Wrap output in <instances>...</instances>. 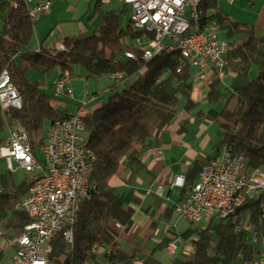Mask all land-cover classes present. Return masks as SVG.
Returning a JSON list of instances; mask_svg holds the SVG:
<instances>
[{"label":"trees","instance_id":"obj_1","mask_svg":"<svg viewBox=\"0 0 264 264\" xmlns=\"http://www.w3.org/2000/svg\"><path fill=\"white\" fill-rule=\"evenodd\" d=\"M15 1L13 6L9 0H0V73L8 72L22 106L0 109V143L7 128L19 121L38 157L45 123L69 115L54 106L52 93L46 92L40 81L29 78V69L57 76L78 64L85 77L93 79L122 73L109 86L106 101L80 114L94 154L90 177L95 188L79 207L78 220L72 227V244L67 245L61 233L52 238L48 264H99L101 256L107 264H161L154 251L142 256L140 243L135 240L128 252L119 249L115 223L126 230L132 228L135 209L125 203L124 193L110 180L122 164L126 166L164 141L179 109L190 111L199 104L192 97L191 67L181 65L179 51L160 52L143 59L136 39L142 38L145 30L132 25L126 4L119 9L102 10V0H96L93 7L101 19L97 31L84 37L64 38V49L37 50L31 42L38 14H32L31 9L44 0ZM202 6L205 11L215 10L205 16L216 20L229 42L225 70L234 78L231 94L223 99L216 114L221 132L217 149L222 144L230 145L233 152L245 156L247 168H264V36L257 35L245 22L217 10L216 0H202ZM120 13L129 14L125 28L120 27ZM125 50H131L135 58L126 57ZM222 88L220 81H216L207 91V100L222 99ZM197 113L203 114L201 110ZM207 159L197 161L195 179ZM33 179L32 174H27L16 182L13 172L0 171V264L6 258L5 241L19 234L29 222L27 214L16 205ZM195 179L186 183L183 191L189 190ZM255 203L245 202L233 216L217 223L210 220L197 231L192 253L175 257L169 264L248 263L255 251L247 234L236 230V224L249 207L256 220ZM213 234L217 241L211 248ZM171 239L164 238L155 249L166 247Z\"/></svg>","mask_w":264,"mask_h":264},{"label":"built area","instance_id":"obj_2","mask_svg":"<svg viewBox=\"0 0 264 264\" xmlns=\"http://www.w3.org/2000/svg\"><path fill=\"white\" fill-rule=\"evenodd\" d=\"M121 1L131 9L132 25L145 30V35L136 39L143 59L152 58L170 45H182L181 65L191 67L194 86L209 89L220 81L226 87L229 42L216 20L205 16L214 13V9L196 12L197 0ZM10 3L16 6L15 0ZM50 3L51 0L40 2L35 6V14L47 13ZM124 55L135 58L131 50H125ZM121 74L114 72L110 78L117 81ZM50 88L54 98L74 97L69 71L55 76ZM84 93L88 96L86 88ZM94 97L89 95V99ZM86 102L82 100L80 105ZM21 106L18 90L8 72L2 71L0 109H19ZM42 141L41 156L36 157L25 127L15 121L7 128L0 143V159L6 168L11 172L32 174L34 178L16 205L27 214L29 222L19 234L5 241L10 254L3 264H48L50 242L60 233L70 246L73 218H69V210L74 209L75 198H82L84 202L95 188L90 177L94 154L88 146L85 124L79 113L47 121L42 130ZM168 186L183 187L184 177L173 175ZM156 192L162 194L164 186L158 185ZM256 198H263L262 207H256V220H253L254 210L249 207L241 214H245V221L241 216L237 220L236 230L247 234V228H254V236H247V239L255 253L246 264H264V168H247L245 156L233 152L230 145H220L202 164L187 195L174 204L172 212L177 221H220L233 216L245 202H255ZM115 225L121 227L118 222ZM177 241L179 234L167 243L169 254L177 251Z\"/></svg>","mask_w":264,"mask_h":264},{"label":"crops","instance_id":"obj_3","mask_svg":"<svg viewBox=\"0 0 264 264\" xmlns=\"http://www.w3.org/2000/svg\"><path fill=\"white\" fill-rule=\"evenodd\" d=\"M93 1L96 2V0H51L49 11L40 14H59L64 10L66 13L71 14V17L69 21H58L57 29L61 36L53 41L48 49H64V38L77 37L78 34L86 30V26L79 22V19L85 14V8L89 7ZM107 1L102 0V4H106ZM227 1L230 2V0ZM233 2L234 0L230 3ZM121 3L123 5L122 1ZM93 14L94 18L99 16L94 12ZM248 21L257 35L264 36V0ZM249 22L245 21L248 24ZM43 42V40L39 41V44L33 48L37 50L40 47L44 48ZM110 85L104 88L102 92H107ZM84 91L80 98L87 101L85 105L95 101L100 92L98 90L89 93L87 90L88 96H86ZM207 91L206 88L194 86L192 97L200 103L206 97ZM91 94L95 96L93 99H89ZM73 95L74 97L70 99L78 101V97L74 92ZM82 100L79 101V107L74 113L81 114L79 110ZM198 105L194 108L196 110L195 114L190 112L193 109L190 111L180 109L176 120L168 128L164 141L160 142L158 146L144 151L137 159L126 166L122 164L117 173L111 178V184L118 191L124 193L125 203L133 205L135 209L132 228L126 230L122 225L120 228L118 227L117 243L119 249L128 252L135 240L140 243L141 255L145 256L153 251L155 252L156 246L164 238H172L178 234L179 230L186 228L187 222L177 221L172 208L177 201L187 195L189 190L183 191V188L186 183L195 179L197 161L212 156L221 140L218 117L216 114H208L202 109H197ZM198 110H201L203 114L199 115ZM218 132H220L219 135ZM175 174L184 177L183 187L170 188L168 186ZM158 185L164 186L162 194L156 192ZM151 241L153 243L149 245ZM7 260L8 258L5 259L4 263Z\"/></svg>","mask_w":264,"mask_h":264},{"label":"rangeland","instance_id":"obj_4","mask_svg":"<svg viewBox=\"0 0 264 264\" xmlns=\"http://www.w3.org/2000/svg\"><path fill=\"white\" fill-rule=\"evenodd\" d=\"M262 1L263 0H234L233 3H230L227 0H216V9L226 13L233 20H237L241 22L243 21L249 22L248 21L249 18L253 16V13H255L257 8H259ZM94 3L95 1H93L89 7H86L85 14L81 16V18L79 19L80 21L77 20L86 26V30L78 34L77 37H84L98 30L99 25L101 23V19L99 16H96L94 18V14H93ZM122 6L123 5L120 0H108L106 4L104 5L102 4V10L119 9ZM70 17L71 14L66 13V11L64 10L59 14L53 13V14L37 15V17L35 18L34 34L31 42L32 47H36L39 44V41L43 40L44 41L43 47L49 48L51 43L56 39H59L61 36L59 35L60 32L57 29L58 21L61 20L69 21ZM119 21H120V27L125 28L126 24L129 21V14L120 13ZM246 24L251 27L250 22L249 24L248 23ZM69 73L71 77V88L74 94L76 95V97H78V101L66 97L53 98L52 102L58 110L65 111L68 113H74L79 107V101L83 99L80 97L85 88L86 90H88L89 93L98 90L100 92L98 93L97 99L95 101H91L85 106L84 105L80 106L79 111L81 113L91 111L92 109H94L95 107L99 106L100 104H102L104 101L107 100L109 96V92L106 91L102 92V90L108 87V85H110L113 81L108 76H103L98 79L86 78L84 69L82 68V66L78 64L72 65ZM253 74L254 71L250 72L251 76ZM28 76L30 79L40 81L42 88L46 92L51 93L50 86L52 79L55 77V73H52L50 75H44L33 69H29ZM233 79H234L233 76L230 74L225 78L224 82L226 83L227 87H223L221 89L222 99L218 101H214V100L209 101L207 100L206 97H204V99L200 101L197 109H202L205 113L208 114H217L220 107L223 104V99L227 98L231 94V86L234 81ZM190 112L192 114H195L196 110L193 109ZM219 134L220 132H218V135ZM38 155L41 156L39 151H38ZM7 170L8 169L6 168L4 161L0 159V171H7ZM26 175L27 174L22 172H13V176L16 182H19ZM244 216L245 214L241 216L242 221H245ZM208 222H209L208 219H202L201 221L194 223L187 222L186 228L179 230L178 232L179 241H177L178 242L177 251L174 254H169L165 247H161L155 250L154 256L159 259L161 264H169L171 260L175 257H180L184 253L191 254L193 251V241L197 237V231L206 227ZM212 222L217 223L218 221L213 220ZM216 241H217V235L213 234L211 241V248L213 247ZM151 243L153 242L151 241L149 245ZM9 254H10V249L6 248L5 259L8 258ZM99 264H107L104 257L101 256L99 258Z\"/></svg>","mask_w":264,"mask_h":264},{"label":"bare ground","instance_id":"obj_5","mask_svg":"<svg viewBox=\"0 0 264 264\" xmlns=\"http://www.w3.org/2000/svg\"><path fill=\"white\" fill-rule=\"evenodd\" d=\"M44 1H50V0H44ZM203 10H204V8L202 6V0H197L196 12H203ZM31 13L35 14V7L31 9ZM171 51H179L181 54L182 53V45H170V47L168 49H162L161 52H171ZM255 202H256L255 203L256 207H262L263 198H256ZM82 203H83L82 198H75L74 209L69 210V218H73V225L78 220V211H79V207ZM70 235H71V244H72V227H70ZM247 236H254V228H247Z\"/></svg>","mask_w":264,"mask_h":264}]
</instances>
